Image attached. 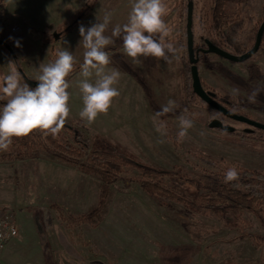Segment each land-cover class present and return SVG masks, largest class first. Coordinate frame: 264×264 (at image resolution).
<instances>
[{
  "label": "rangeland",
  "instance_id": "obj_1",
  "mask_svg": "<svg viewBox=\"0 0 264 264\" xmlns=\"http://www.w3.org/2000/svg\"><path fill=\"white\" fill-rule=\"evenodd\" d=\"M195 2L196 47H204L207 36L233 54L251 49L258 22L264 19V0H228L226 9L230 22L224 28V36L212 30L207 0ZM165 3L168 10L165 18L173 21V41L179 47L177 54L183 64L184 96L174 109L177 110L184 104L187 94L188 0H165ZM0 5L4 11L3 3ZM85 10L84 6L78 16L81 17ZM130 10L126 8V18ZM200 21H203L202 25ZM0 52H3V58L0 57V77H3L11 70L9 61L14 60L1 45ZM220 60L225 59L206 54L199 69L206 63L209 70L215 71ZM259 62L264 64V51H259L245 63L231 62L240 68L236 75L240 80L236 81V94L204 83L221 95L235 96L245 105L247 117L264 123V89L259 84L264 85L261 76L264 65L258 66ZM22 82H25L23 78ZM181 115L192 119L193 127L182 142L175 143L172 138L178 134ZM181 115L159 117L167 124L165 136L156 132L152 117L146 118V124L136 128L134 134L122 133L115 128L106 132L113 143L125 147L141 162L162 169L180 165L193 177L212 174L216 169L210 162L264 172L262 131L252 136L243 135L249 134L245 124L222 115L199 99ZM215 118L235 128L236 133L210 128L209 124ZM68 121L79 123L90 137L105 131L86 126L81 119L69 117ZM99 195V180L46 155L35 160L0 161V206L15 210L20 232L22 224L27 222L32 234L36 236L38 231L45 235L49 241L46 264H264V246L258 247L251 238H241L247 233L264 234V227L252 213H246L247 226L241 230L230 229L219 218L189 213L174 202L159 205L138 184L126 187L120 182L112 189L104 210V221L98 228L75 223L73 217L96 207ZM194 232L199 236H194ZM62 241L73 248V253L65 250ZM16 262L22 264L20 258Z\"/></svg>",
  "mask_w": 264,
  "mask_h": 264
},
{
  "label": "trees",
  "instance_id": "obj_2",
  "mask_svg": "<svg viewBox=\"0 0 264 264\" xmlns=\"http://www.w3.org/2000/svg\"><path fill=\"white\" fill-rule=\"evenodd\" d=\"M96 1L98 0H88L86 2L85 13L81 17L78 16L80 20L92 10ZM227 1L207 0L210 8L212 30L223 36L224 28L230 22L229 12L226 9ZM193 2L195 9L197 2L195 0ZM263 20L258 22L252 38L251 48L254 46L257 32ZM200 24L202 25L203 21H200ZM206 39L215 44L211 37L205 36L204 41ZM5 42L9 48H4L14 60L23 78V75L26 74L20 64L19 51L9 42ZM248 50L249 48H245L240 53L235 54L242 55ZM259 51H264V36ZM205 56V54H201L199 68ZM128 69L131 71L130 67ZM79 71L80 64L75 66L73 73L66 79L70 81ZM261 76L264 77V74H261ZM186 78L187 94L184 104L181 108L160 117L165 118L186 113L189 105L194 103L196 99L201 100L192 93L191 64L188 58L186 59ZM202 84L207 91L216 93L218 102L230 111L248 116L245 105L235 96L221 95L208 87L204 81H202ZM201 101L206 104L203 100ZM3 103L0 101V106ZM150 104L156 113L162 110L151 98ZM262 133L264 134V131ZM243 135L252 136L250 133ZM172 140L178 143L177 136L173 137ZM42 155L64 163L83 175L99 180L100 195L96 207L87 213L73 217V221L79 225L85 224L91 228H98L101 225L104 221V210L112 189L121 182L126 187L134 183L138 184L142 191L159 205H167L169 201L174 202L184 207L189 213L219 218L230 229L238 228L241 230L242 227L247 226V212L254 214L264 227V172L236 167L224 162H210V165L216 170L209 174L210 176L201 178L189 175L180 165H175L171 169H162L141 162L127 149L121 148L102 135L90 137L80 124L73 122H66L64 128L55 138L51 135L45 136L39 130L33 131L26 137L13 138L10 149L6 152L0 151V161L35 160ZM229 168L237 170L239 179L225 183V174ZM40 235L46 242V237L41 233ZM196 235L199 236L197 232H194V236ZM241 238H251L258 247L264 246V234L247 233L242 234Z\"/></svg>",
  "mask_w": 264,
  "mask_h": 264
},
{
  "label": "crops",
  "instance_id": "obj_3",
  "mask_svg": "<svg viewBox=\"0 0 264 264\" xmlns=\"http://www.w3.org/2000/svg\"><path fill=\"white\" fill-rule=\"evenodd\" d=\"M0 1L3 3L4 16L8 19L4 22L0 21V39L9 42L19 51L22 69L27 76L33 78L39 74L41 63L47 64L57 58L58 50L70 51L77 61L76 65L82 64L84 49L80 43L79 27L83 25L87 29L95 23L102 22L105 13L110 12L111 22L105 33L110 36L115 25H123L127 22L126 8H131L130 0H98L92 10L80 20L78 14L88 0ZM164 19L172 26L171 18ZM7 26H17L21 29V33L12 35ZM172 39H174V31ZM113 40L114 43L105 51L108 52L111 60L108 68L120 72L119 83L116 85L120 95L114 98L107 115H99L90 125L105 130L98 131L96 135H102L110 141L112 139L108 137L106 130L115 128L122 133L128 131L134 134L136 128L146 124L144 123L146 118L156 116V112L151 107L150 98L162 108L169 100L175 101L177 107L184 96L183 64L179 54H177L178 59L173 57L171 63H165L153 57H140L141 63L136 65L124 54L122 38L113 37ZM17 42L19 47L16 46ZM2 53L0 52L1 58H3ZM236 65L227 60H220L214 71L209 70L206 63H203L200 69L201 80L215 89L236 94L238 92L236 81L239 80L236 75L240 72V68ZM257 65L263 67L264 64L259 62ZM78 76L79 72L69 81L73 86L68 89L71 93L70 117L74 120L80 119L79 112L83 107L79 90L75 86ZM259 84L264 89V85L261 82ZM28 230L27 222H25L22 224L21 232L19 229L18 237L12 240L2 252L5 264H19L16 262L19 258L22 264H46L48 239L46 238L45 242L38 231L35 236ZM62 244L65 250L73 253L70 245L64 241Z\"/></svg>",
  "mask_w": 264,
  "mask_h": 264
},
{
  "label": "clouds",
  "instance_id": "obj_4",
  "mask_svg": "<svg viewBox=\"0 0 264 264\" xmlns=\"http://www.w3.org/2000/svg\"><path fill=\"white\" fill-rule=\"evenodd\" d=\"M130 3L127 22L115 25L110 36L105 34L111 22L110 12L105 13L102 22L87 29L79 27L84 52L75 86L83 104L79 117L86 126L93 124L99 115H107L114 98L120 95L116 87L120 72L108 68L111 60L105 51L114 43L113 37L122 38L124 54L136 65L141 63L140 57H153L165 63H171L173 57L178 59L173 27L164 19L168 15L165 0H130ZM16 46H20L19 42ZM56 57L53 62L40 64L35 88L22 82L15 63L9 61L10 72L0 77V101L4 102L0 106V151H8L13 138L29 136L35 130L55 138L64 128L71 112L68 89L73 86L66 78L73 73L77 61L68 50H58ZM175 108V101L169 100L153 118L155 130L161 136L167 134V124L159 117ZM178 125L177 140L182 142L193 127V120L181 115ZM238 179L237 170L229 168L224 182Z\"/></svg>",
  "mask_w": 264,
  "mask_h": 264
},
{
  "label": "water",
  "instance_id": "obj_5",
  "mask_svg": "<svg viewBox=\"0 0 264 264\" xmlns=\"http://www.w3.org/2000/svg\"><path fill=\"white\" fill-rule=\"evenodd\" d=\"M263 36H264V20L257 32L254 46L247 52L243 53L242 55L233 54L219 47L218 45L214 44L212 41L208 39L205 40L206 48L197 49L195 46V35H194V2L193 0H190L188 2L187 52H188L189 62L191 64L192 92L193 94L197 95L201 100H203L206 104H208L210 107H212L222 115L249 126V128H247L245 131L250 134L254 133L256 130L264 131V123L250 119L245 115L236 114L230 111L222 104H220L217 100L216 93L207 91L204 88L200 76L199 62H200L201 54H205V55L213 54L232 63H237V64L245 63L251 58H253L259 52L262 45ZM0 45L9 48L8 44L2 39H0ZM23 79L32 88H35L38 84V81L29 78L27 75H23ZM209 127L212 129H220L226 133H233L236 131L235 128L231 126H226L222 122V120L218 118L213 119L210 122Z\"/></svg>",
  "mask_w": 264,
  "mask_h": 264
},
{
  "label": "built area",
  "instance_id": "obj_6",
  "mask_svg": "<svg viewBox=\"0 0 264 264\" xmlns=\"http://www.w3.org/2000/svg\"><path fill=\"white\" fill-rule=\"evenodd\" d=\"M4 17L0 5V21H4ZM9 32L12 35H18L21 33V29L17 26H11ZM18 235L19 227L15 210L0 206V264H5L2 259V252L12 240L18 237Z\"/></svg>",
  "mask_w": 264,
  "mask_h": 264
},
{
  "label": "flooded vegetation",
  "instance_id": "obj_7",
  "mask_svg": "<svg viewBox=\"0 0 264 264\" xmlns=\"http://www.w3.org/2000/svg\"><path fill=\"white\" fill-rule=\"evenodd\" d=\"M197 49H199V48H206V44H205V46L204 47H196ZM247 126V125H246ZM248 128H249V126H247ZM261 130H256L255 132H260ZM254 132V133H255ZM236 133V132H235ZM253 134V133H252Z\"/></svg>",
  "mask_w": 264,
  "mask_h": 264
}]
</instances>
